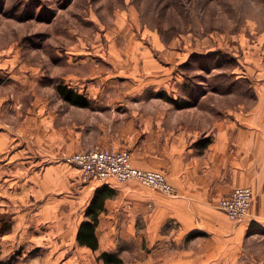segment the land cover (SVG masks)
<instances>
[{"label":"rangeland","instance_id":"1","mask_svg":"<svg viewBox=\"0 0 264 264\" xmlns=\"http://www.w3.org/2000/svg\"><path fill=\"white\" fill-rule=\"evenodd\" d=\"M135 43L137 58L130 54L137 53ZM117 53H122L116 57L121 64L113 59ZM177 57L182 61L173 73L179 79L172 73L155 80L158 72L146 66L157 60L166 71ZM31 79L38 82L35 90H47L42 95L49 99L55 98L60 83L86 98L80 89L130 84L143 91L145 100L154 97L180 107H198L203 94L215 90L234 93L223 99L226 103L233 99L250 105L264 94V0H0V92L8 88L4 96L10 98L0 110V133L12 129L11 140L18 138L0 150V264H107L99 257L102 251L118 252L123 264H196L199 258L183 247L200 239L179 237L172 242L170 258L158 251L152 189L141 184L145 191L136 194L139 197L123 194L112 200L123 208L113 209L112 224L99 228L96 251L77 243L75 224L58 228L43 219L42 205L48 198H37L38 188L26 181L33 163L29 136L13 127L19 109L29 116ZM70 106L64 104L67 122L72 118ZM75 173L80 184L91 182ZM82 202L83 209L87 203ZM63 211L76 215L69 208ZM168 227L184 234L178 223L167 222L162 230ZM253 232L249 249H264V230Z\"/></svg>","mask_w":264,"mask_h":264},{"label":"crops","instance_id":"2","mask_svg":"<svg viewBox=\"0 0 264 264\" xmlns=\"http://www.w3.org/2000/svg\"><path fill=\"white\" fill-rule=\"evenodd\" d=\"M138 48L137 43L133 44L132 49L137 53H130L136 58ZM114 55L113 59L121 64L116 57H122V53ZM170 56L172 58L174 54ZM180 58H174L173 63L170 60L166 71L157 60L149 61L146 66L158 72L155 80L162 81L176 71L182 61ZM175 76L179 79V74ZM31 80L34 87L29 88L32 91L29 116L25 118L19 109L13 127H20L21 133L29 136L27 148L33 163L26 181L29 187L38 188L37 198H48L42 205L43 219L48 223L58 228L75 224L78 226L74 234L77 240L79 227L87 219L86 212L96 191L108 185L116 189L117 194L107 199L99 217V237L101 225L112 224L111 220L115 218L112 210L123 208V204L117 206L112 200L123 194L124 197H139L136 194L145 191L139 182V186L138 183L130 184L127 185L130 188L124 189L120 184L125 182L114 178L102 184L94 181L80 184L75 173L79 170L63 161L65 154L89 149L93 144L112 146L128 150L136 167L165 173L176 189V194L168 195L149 187L157 219L154 239L159 241L158 251L162 250L167 258L173 254L172 242L184 236L190 242L200 239L195 245L183 247L199 258L196 264H264L262 245L254 251L247 245L256 235L254 229L264 230V94L258 96L257 102L245 105L233 99L231 103L223 100L234 93L206 91L200 106L180 107L159 98L145 100L143 91L131 88L130 84L96 91L80 89L86 93L89 105L71 103L72 118L67 122L64 104L69 101L59 96L58 91L55 98L49 99L42 95L47 90H35L38 82ZM110 80L112 82V78ZM3 89L7 93L0 92L3 94L0 110L10 99L4 96L9 94L8 88ZM65 129L72 131L67 133ZM8 131L14 132L5 129L0 133V150L18 139L11 140ZM36 159H39L38 163H35ZM39 165H43L41 171L36 170ZM242 186L251 187L254 198L248 216L241 221H232L218 204L225 195ZM83 200L87 204L82 209ZM68 208L76 211V215L69 216L63 211ZM167 222L178 223L184 234L169 227L162 230ZM160 240H165V245ZM248 256H257V259L249 262Z\"/></svg>","mask_w":264,"mask_h":264},{"label":"built area","instance_id":"3","mask_svg":"<svg viewBox=\"0 0 264 264\" xmlns=\"http://www.w3.org/2000/svg\"><path fill=\"white\" fill-rule=\"evenodd\" d=\"M64 162L76 167L81 176L95 183H104L109 178L121 182L137 181L168 195L176 194L175 187L165 173L154 169L136 167L131 153L125 149L93 146L64 156ZM254 191L249 186L233 189L219 201V208L232 221H241L249 214Z\"/></svg>","mask_w":264,"mask_h":264},{"label":"trees","instance_id":"4","mask_svg":"<svg viewBox=\"0 0 264 264\" xmlns=\"http://www.w3.org/2000/svg\"><path fill=\"white\" fill-rule=\"evenodd\" d=\"M57 91L65 100L69 101L70 103L79 106L89 105V100L84 95L75 92L66 84H58ZM116 194L117 190L111 188L108 185H104L96 191L93 200L86 212L87 219L81 223L77 233V241L80 245L87 246L94 251L99 249L100 244L97 234L99 217L105 210L107 199L114 197ZM99 257L107 264H123V259L120 257L118 252L102 251Z\"/></svg>","mask_w":264,"mask_h":264}]
</instances>
